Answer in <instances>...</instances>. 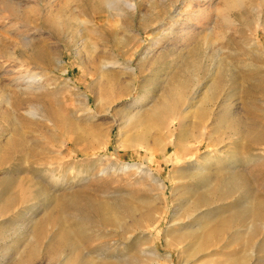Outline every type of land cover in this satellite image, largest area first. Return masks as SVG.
I'll list each match as a JSON object with an SVG mask.
<instances>
[{
    "label": "rangeland",
    "instance_id": "1",
    "mask_svg": "<svg viewBox=\"0 0 264 264\" xmlns=\"http://www.w3.org/2000/svg\"><path fill=\"white\" fill-rule=\"evenodd\" d=\"M14 67L0 264H264V0H0Z\"/></svg>",
    "mask_w": 264,
    "mask_h": 264
},
{
    "label": "bare ground",
    "instance_id": "2",
    "mask_svg": "<svg viewBox=\"0 0 264 264\" xmlns=\"http://www.w3.org/2000/svg\"><path fill=\"white\" fill-rule=\"evenodd\" d=\"M5 1V0H4ZM26 37V36H25ZM31 40H28L26 38H23L20 40V46H27L30 44ZM7 60H17V50L14 49L12 52H10V55H8ZM113 63V62H112ZM120 63V62H118ZM20 67L25 66L28 67L27 64L21 63L18 64ZM115 65V64H114ZM127 67V66H126ZM17 68L14 67V69H10L7 72H10L11 74L16 73L14 78H12L11 82L8 84H4L7 89L9 90V94L4 96V98H0V100L3 99V101L7 105V111L11 112L12 114L16 115L21 114V111L25 110V112L31 114L33 117L37 116L38 111H37V105L35 104H29L28 110H26V102L28 100V97H23L21 101H17L16 98L18 96H22L25 94H31V97L37 96V93L40 92L41 90L45 89L47 86L50 84L45 81V73L42 71H39L37 68H30L28 70H24L21 68L22 71H17ZM134 70V69H132ZM11 76V75H10ZM3 88V87H2ZM0 88V89H2ZM5 93V92H4ZM89 100V95L85 94V98ZM28 103V102H27ZM44 115V114H43ZM45 116V115H44ZM173 120H179L180 117L177 115ZM174 125V121L170 122L168 124V128L170 131H172V127Z\"/></svg>",
    "mask_w": 264,
    "mask_h": 264
}]
</instances>
